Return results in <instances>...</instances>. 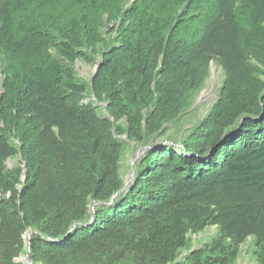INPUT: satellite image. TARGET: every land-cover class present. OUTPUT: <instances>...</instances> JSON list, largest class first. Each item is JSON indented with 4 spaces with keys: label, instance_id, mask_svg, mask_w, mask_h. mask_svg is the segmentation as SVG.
<instances>
[{
    "label": "trees",
    "instance_id": "obj_1",
    "mask_svg": "<svg viewBox=\"0 0 264 264\" xmlns=\"http://www.w3.org/2000/svg\"><path fill=\"white\" fill-rule=\"evenodd\" d=\"M0 54V264H26L29 227L35 264H182L209 226L187 264H238L251 236L264 264V0H0ZM213 60L210 112L180 147L151 146L121 191L116 136L174 123Z\"/></svg>",
    "mask_w": 264,
    "mask_h": 264
},
{
    "label": "rangeland",
    "instance_id": "obj_2",
    "mask_svg": "<svg viewBox=\"0 0 264 264\" xmlns=\"http://www.w3.org/2000/svg\"><path fill=\"white\" fill-rule=\"evenodd\" d=\"M100 58V54H97L93 62L77 59L74 63V69L77 77L90 83L94 72L96 71L97 62L100 60ZM2 78L3 77L0 76V79ZM224 79L225 71L222 65L218 61L213 60L210 64V70L203 85L199 89L190 91L188 93L183 110L174 123H166L163 129L157 134H146L143 141L141 142L130 140L127 136V133L116 136L125 145L119 167V175L123 183L121 191L126 189L132 183L135 177L136 163L151 146L170 145L176 148L180 147L182 137L187 134L193 126L201 122L207 116L213 105L218 100ZM91 101L94 102L96 106H98L100 115H108L106 103L98 102L94 95L88 92L85 97V102ZM121 125L125 129L128 128L126 118L121 121ZM20 164L21 157L20 155L16 154L6 161V168L7 170H12ZM117 194H115L113 198L116 197ZM96 204L98 203L91 201L90 209L92 212ZM216 231V226H209L202 232L190 233L188 235L189 239L187 245L182 248L178 254V261L182 264H187V255L191 251L200 248L203 243L207 242L216 233ZM36 233H39L37 229L34 227H29L28 230L23 234L24 249L20 256L16 258V261L24 263L30 262L35 264L30 259L29 240L32 235ZM254 246V238L251 236L241 246V255L238 264H257L253 253Z\"/></svg>",
    "mask_w": 264,
    "mask_h": 264
},
{
    "label": "water",
    "instance_id": "obj_3",
    "mask_svg": "<svg viewBox=\"0 0 264 264\" xmlns=\"http://www.w3.org/2000/svg\"><path fill=\"white\" fill-rule=\"evenodd\" d=\"M26 264H32V263L29 262V263H26Z\"/></svg>",
    "mask_w": 264,
    "mask_h": 264
},
{
    "label": "built area",
    "instance_id": "obj_4",
    "mask_svg": "<svg viewBox=\"0 0 264 264\" xmlns=\"http://www.w3.org/2000/svg\"><path fill=\"white\" fill-rule=\"evenodd\" d=\"M7 195H9V194H7Z\"/></svg>",
    "mask_w": 264,
    "mask_h": 264
}]
</instances>
